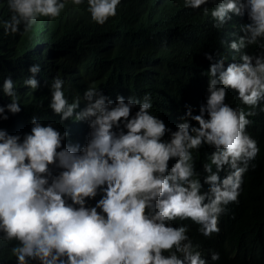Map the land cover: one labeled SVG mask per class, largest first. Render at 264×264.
Returning <instances> with one entry per match:
<instances>
[{
  "label": "clouds",
  "instance_id": "9594fccd",
  "mask_svg": "<svg viewBox=\"0 0 264 264\" xmlns=\"http://www.w3.org/2000/svg\"><path fill=\"white\" fill-rule=\"evenodd\" d=\"M68 3L0 0L7 8V15H0V35L19 32L31 38L38 16L58 17ZM120 3L87 0V11L92 21L104 24ZM182 3L203 6L216 29L233 15H246L247 22L227 42L231 62L225 64L228 57L218 51L204 53L210 61L202 73L208 78L204 101L197 112L186 105L174 130L151 111L148 92L127 99L118 94L113 100L89 85L82 97L69 100L59 74L49 85L48 106L60 121L87 122L83 145L65 143L67 129L42 123L36 115L30 131L0 128V247L16 242L10 248L15 264H209L190 238L189 225L172 221L190 219L205 237L218 233L221 213L238 201L243 174L260 151L246 126L257 108L264 111V0H214L211 9L209 0ZM28 71L32 75L22 84L35 90L41 65L32 64ZM229 88L240 101L235 106L226 102ZM0 93L9 98L0 104V119L7 120L9 113L21 111L11 75L3 77ZM204 145L213 151L203 163L202 182L195 154ZM219 258L210 250L211 261Z\"/></svg>",
  "mask_w": 264,
  "mask_h": 264
},
{
  "label": "trees",
  "instance_id": "16d2710c",
  "mask_svg": "<svg viewBox=\"0 0 264 264\" xmlns=\"http://www.w3.org/2000/svg\"><path fill=\"white\" fill-rule=\"evenodd\" d=\"M214 6V0H209V9ZM202 8H185L182 0H121L116 15L97 24L87 11V0L78 6L69 0L60 16L51 20L38 16L30 30L31 38L19 32L8 37L0 35V82L5 75H11L21 102V111L9 113L7 120L0 119V128L17 133L26 126L30 131V119L36 115L42 123H53L61 131L67 129L65 143L83 145L89 130L87 122L72 118L60 121L48 106L49 85L59 74L69 100L82 97L89 85L113 100L118 94L127 99L129 95L141 97L148 92L153 101L151 111L174 130L186 105H192L197 112L204 101L208 78L202 73L210 64L204 53L215 55L218 51L228 57L225 64L231 62L233 50L228 49L227 42L240 35V25L247 22L246 15H233L221 29H216L210 12L204 14ZM0 15H7L6 6L0 7ZM256 47L250 46L252 51ZM35 63L41 65V71L35 74L38 87L32 90L22 80L32 75L28 68ZM8 101L0 93V104ZM226 102L233 106L240 103L230 88ZM84 103L81 99L79 107ZM260 103L264 104V100ZM251 119L253 123L246 128L260 151L243 174L238 201L230 202L221 213L220 231L205 237L190 219L172 221L173 225H189L190 238L209 264H264V111L257 108ZM211 151L204 145L195 154V169L202 182L203 163ZM173 162L170 160L169 165ZM207 187L205 184L203 190ZM14 243L0 247L2 264H15L10 254ZM210 250L220 253L219 260H210Z\"/></svg>",
  "mask_w": 264,
  "mask_h": 264
}]
</instances>
